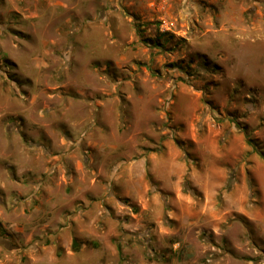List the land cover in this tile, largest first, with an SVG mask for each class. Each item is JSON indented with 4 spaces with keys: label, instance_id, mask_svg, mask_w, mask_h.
Here are the masks:
<instances>
[{
    "label": "rangeland",
    "instance_id": "1",
    "mask_svg": "<svg viewBox=\"0 0 264 264\" xmlns=\"http://www.w3.org/2000/svg\"><path fill=\"white\" fill-rule=\"evenodd\" d=\"M0 264H264V0H0Z\"/></svg>",
    "mask_w": 264,
    "mask_h": 264
},
{
    "label": "trees",
    "instance_id": "2",
    "mask_svg": "<svg viewBox=\"0 0 264 264\" xmlns=\"http://www.w3.org/2000/svg\"><path fill=\"white\" fill-rule=\"evenodd\" d=\"M157 44L163 45L164 43H157ZM251 144L254 145L255 148H258V144H255V142L253 140H251Z\"/></svg>",
    "mask_w": 264,
    "mask_h": 264
}]
</instances>
